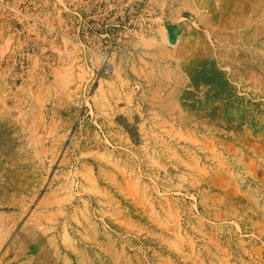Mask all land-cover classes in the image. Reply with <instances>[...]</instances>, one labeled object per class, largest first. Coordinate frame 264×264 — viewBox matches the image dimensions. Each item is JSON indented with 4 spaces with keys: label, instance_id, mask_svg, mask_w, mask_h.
Returning a JSON list of instances; mask_svg holds the SVG:
<instances>
[{
    "label": "rangeland",
    "instance_id": "1",
    "mask_svg": "<svg viewBox=\"0 0 264 264\" xmlns=\"http://www.w3.org/2000/svg\"><path fill=\"white\" fill-rule=\"evenodd\" d=\"M0 264H264V0H0Z\"/></svg>",
    "mask_w": 264,
    "mask_h": 264
},
{
    "label": "water",
    "instance_id": "2",
    "mask_svg": "<svg viewBox=\"0 0 264 264\" xmlns=\"http://www.w3.org/2000/svg\"><path fill=\"white\" fill-rule=\"evenodd\" d=\"M169 32L173 40L178 37V29L175 26H169Z\"/></svg>",
    "mask_w": 264,
    "mask_h": 264
}]
</instances>
